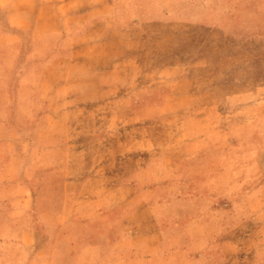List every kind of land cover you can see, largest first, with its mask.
<instances>
[{
    "label": "rangeland",
    "instance_id": "rangeland-1",
    "mask_svg": "<svg viewBox=\"0 0 264 264\" xmlns=\"http://www.w3.org/2000/svg\"><path fill=\"white\" fill-rule=\"evenodd\" d=\"M3 1L0 264H264V0H108L144 19L138 62L112 73L118 93L79 104L76 75L40 85L14 36L16 21L69 30L76 0L34 18ZM180 56L183 72L144 70Z\"/></svg>",
    "mask_w": 264,
    "mask_h": 264
},
{
    "label": "crops",
    "instance_id": "crops-1",
    "mask_svg": "<svg viewBox=\"0 0 264 264\" xmlns=\"http://www.w3.org/2000/svg\"><path fill=\"white\" fill-rule=\"evenodd\" d=\"M5 1V4L1 3L2 7L15 9L22 15L30 12L33 18L38 11H31L32 7L37 9L39 6L49 5L48 0H34L32 3L30 0ZM99 8L102 9L99 11ZM60 15L64 23L69 25V30H66L61 25L58 29H38L34 27V22L38 21L36 19L35 21L25 19L30 24V28L26 29L19 26L23 24L21 21H16L15 23L14 31H18V34L15 33L14 36L27 42L32 47V50L35 49L32 52V56L40 59V61L38 60L37 62L36 60L33 64L34 66L40 65L42 68L40 85L43 86L45 84L47 73L55 69L59 71L67 69L76 75L75 79L69 83L70 87L76 89V91L74 94H70L68 98L78 104L108 96L112 94L110 93L111 90L118 93L124 84L122 82L115 83L112 80V73L132 71L129 64L135 66L138 62L137 47H132L133 50L130 51L127 43L139 36V33L133 32H138L137 30L142 29L143 17L136 14L129 17L128 21H122L120 13L114 11L113 3L108 0H102L100 3L91 2L90 0H76V6L73 7V10L69 9L67 12H60ZM65 18H67L66 21ZM40 21L42 22V20ZM98 26L103 27L102 31L97 30ZM108 42L119 43L121 46L120 51L125 54L123 56L122 54H114L113 49L108 47ZM182 58V56L178 59L175 57L164 64L162 68L160 66L148 70L144 68V70L147 73H157L156 71H161L164 68L178 69L182 67L180 70L183 72L187 70V65ZM134 71H137V68ZM123 78L124 76L121 75L120 79ZM60 84L61 81L56 83V86L60 87ZM42 86L40 88L41 93L44 92L45 87ZM44 97L46 98L40 102L48 105L50 100L47 94ZM86 226L89 232L94 231V225ZM125 230L123 227L121 228L122 233ZM129 237L128 234H125V236L122 234V239H124L126 244L129 243Z\"/></svg>",
    "mask_w": 264,
    "mask_h": 264
}]
</instances>
